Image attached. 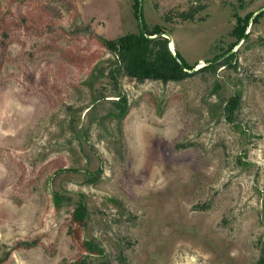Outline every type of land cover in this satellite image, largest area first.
<instances>
[{"label": "rangeland", "instance_id": "374dc122", "mask_svg": "<svg viewBox=\"0 0 264 264\" xmlns=\"http://www.w3.org/2000/svg\"><path fill=\"white\" fill-rule=\"evenodd\" d=\"M138 1L191 76L112 78L136 0H0V264H264V0Z\"/></svg>", "mask_w": 264, "mask_h": 264}, {"label": "trees", "instance_id": "16d2710c", "mask_svg": "<svg viewBox=\"0 0 264 264\" xmlns=\"http://www.w3.org/2000/svg\"><path fill=\"white\" fill-rule=\"evenodd\" d=\"M187 1L189 4L188 9L179 10L175 13L176 18L182 22L205 20L202 17V13L207 10L214 0ZM135 9L138 18L140 10L138 0H136ZM172 14L173 12L167 13L164 16V20L171 23ZM142 25L143 28L139 24V31L137 33H129L113 40L103 41V45L116 57L115 69L111 72V76L115 82L118 80V75L121 74H125L140 83L146 80H156L163 83L178 82L191 76V73L187 72V70L193 69V66L191 67L178 51H176V54H173L169 48L171 42L164 36V34H167L166 30L159 26L150 29L143 17ZM245 26L246 23L243 27L236 26L232 35L238 39H244ZM220 57L222 56L217 57L213 61H208V64L201 69L203 71L215 72L221 66L227 64L233 66L232 60L234 55ZM114 105L119 109H126L125 104L122 105L117 101L114 102ZM86 214L85 204L79 203L74 211L75 221L83 222ZM77 264H83V262Z\"/></svg>", "mask_w": 264, "mask_h": 264}, {"label": "water", "instance_id": "95a60500", "mask_svg": "<svg viewBox=\"0 0 264 264\" xmlns=\"http://www.w3.org/2000/svg\"><path fill=\"white\" fill-rule=\"evenodd\" d=\"M139 18H140V24H141V26H142V28H143L142 20H141V18H142V8H141V7H140V10H139ZM164 36L170 40V42H171L170 45H171V44H172V39H171V37H170L169 35H167V34H164ZM170 45H169L170 50L173 52V54H176V52H174V51L171 49V46H170ZM207 64H208V63H206L205 65H207ZM187 72L191 73L192 71L187 70Z\"/></svg>", "mask_w": 264, "mask_h": 264}, {"label": "bare ground", "instance_id": "6f19581e", "mask_svg": "<svg viewBox=\"0 0 264 264\" xmlns=\"http://www.w3.org/2000/svg\"><path fill=\"white\" fill-rule=\"evenodd\" d=\"M170 46H171V49L174 51L173 45L171 44ZM174 52H175V51H174Z\"/></svg>", "mask_w": 264, "mask_h": 264}, {"label": "crops", "instance_id": "0c3cea01", "mask_svg": "<svg viewBox=\"0 0 264 264\" xmlns=\"http://www.w3.org/2000/svg\"><path fill=\"white\" fill-rule=\"evenodd\" d=\"M172 45H173V42H172ZM174 46V45H173Z\"/></svg>", "mask_w": 264, "mask_h": 264}]
</instances>
